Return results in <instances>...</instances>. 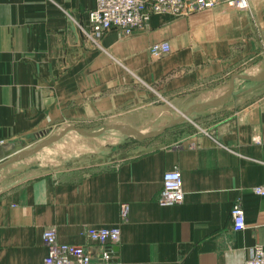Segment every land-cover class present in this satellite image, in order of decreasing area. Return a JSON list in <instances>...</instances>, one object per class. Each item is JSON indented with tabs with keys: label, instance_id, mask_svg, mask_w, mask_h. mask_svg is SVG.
<instances>
[{
	"label": "crops",
	"instance_id": "crops-1",
	"mask_svg": "<svg viewBox=\"0 0 264 264\" xmlns=\"http://www.w3.org/2000/svg\"><path fill=\"white\" fill-rule=\"evenodd\" d=\"M95 3L0 0V163L62 126L141 133L109 128L130 142L108 157L0 182V264H43L49 227L100 260L88 226L120 227L123 264H245L264 248V196L253 190L264 184V0L153 14L98 42L81 29ZM161 41L171 51L157 58ZM175 167L185 199L163 206ZM239 199L246 227L234 231Z\"/></svg>",
	"mask_w": 264,
	"mask_h": 264
},
{
	"label": "built area",
	"instance_id": "built-area-1",
	"mask_svg": "<svg viewBox=\"0 0 264 264\" xmlns=\"http://www.w3.org/2000/svg\"><path fill=\"white\" fill-rule=\"evenodd\" d=\"M221 4L238 10L249 8L248 0H96L95 6L89 12L88 27L81 26V29L89 39L98 42L103 34L111 29H118L125 36H129L135 30L146 28L153 14L188 16L195 11ZM170 51L171 46L167 41L151 45V52L157 58L169 54ZM255 141L262 140L256 137ZM253 190L256 194L264 196V184L256 185ZM184 199L182 171L178 167L166 170L158 203L163 206L177 205ZM128 212L129 205L123 204L121 216L126 217ZM231 217L234 231H241L246 227L245 209L240 199L233 204ZM84 234L91 243L101 247L100 260L93 259L84 245L59 242L56 229L49 227L42 234L43 243L47 247L43 264H123L115 255V248L121 240L119 226H88ZM245 264H264V248L258 245Z\"/></svg>",
	"mask_w": 264,
	"mask_h": 264
},
{
	"label": "rangeland",
	"instance_id": "rangeland-1",
	"mask_svg": "<svg viewBox=\"0 0 264 264\" xmlns=\"http://www.w3.org/2000/svg\"><path fill=\"white\" fill-rule=\"evenodd\" d=\"M66 127L62 126L55 132H48V134L44 135L42 139L32 144V146ZM85 130L86 134L77 131V133L69 132L71 133L70 135L73 134L75 137L69 141L67 140L66 143L62 140L59 143L49 144L37 153L12 163L13 165L10 164V166L0 171L1 184L6 183L15 176H20L19 178L21 179L30 178L67 167L73 163L84 164L86 162H95L108 157L109 153L114 151L115 148H123L130 142L129 138L123 133L116 130H106L103 126L92 125L88 126Z\"/></svg>",
	"mask_w": 264,
	"mask_h": 264
},
{
	"label": "water",
	"instance_id": "water-1",
	"mask_svg": "<svg viewBox=\"0 0 264 264\" xmlns=\"http://www.w3.org/2000/svg\"><path fill=\"white\" fill-rule=\"evenodd\" d=\"M247 77V76H245ZM109 129V128H113V129H118L127 133H136V134H141L140 132H138L137 130L131 128L130 126H120V125H113V126H108L105 129ZM70 130H75L79 133H83L86 134V130L82 127H78V126H74V125H70L67 126L66 128H64L63 130H61L58 133H55L51 136H49L48 138L38 142L37 144H35V146L32 147H28V148H23L19 151H17L15 154H13L12 156H10L7 160H4L2 163H0V169L7 166L10 163L13 162H17L20 161L24 158H27L35 153H37L39 150H41L42 148L48 146L49 144H52L58 140H60L63 136H65V134L70 131ZM153 134H142L143 137H149L152 136ZM117 247V246H116Z\"/></svg>",
	"mask_w": 264,
	"mask_h": 264
},
{
	"label": "bare ground",
	"instance_id": "bare-ground-1",
	"mask_svg": "<svg viewBox=\"0 0 264 264\" xmlns=\"http://www.w3.org/2000/svg\"><path fill=\"white\" fill-rule=\"evenodd\" d=\"M69 132H76V131H74V130H70V131H68V132L65 134V136H66ZM76 133H77V132H76ZM65 136H63L62 138H64ZM62 138H61V139H62ZM61 139H60V140H61ZM60 140H58V141H60ZM58 141H56V142H58ZM56 142H54V143H56ZM46 147H47V146H46ZM46 147H44V148H46ZM44 148H43V149H44ZM41 150H42V149H41Z\"/></svg>",
	"mask_w": 264,
	"mask_h": 264
}]
</instances>
